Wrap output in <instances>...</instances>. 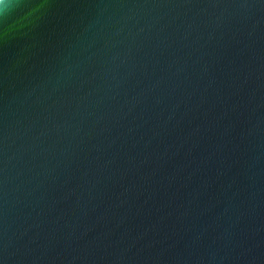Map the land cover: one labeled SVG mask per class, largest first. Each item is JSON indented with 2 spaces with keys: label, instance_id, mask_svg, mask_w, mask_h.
I'll list each match as a JSON object with an SVG mask.
<instances>
[{
  "label": "water",
  "instance_id": "water-1",
  "mask_svg": "<svg viewBox=\"0 0 264 264\" xmlns=\"http://www.w3.org/2000/svg\"><path fill=\"white\" fill-rule=\"evenodd\" d=\"M0 264H264V0H0Z\"/></svg>",
  "mask_w": 264,
  "mask_h": 264
}]
</instances>
